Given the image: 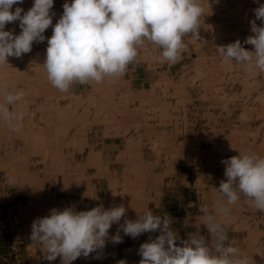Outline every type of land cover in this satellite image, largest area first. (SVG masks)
<instances>
[{"label": "crops", "instance_id": "0c3cea01", "mask_svg": "<svg viewBox=\"0 0 264 264\" xmlns=\"http://www.w3.org/2000/svg\"><path fill=\"white\" fill-rule=\"evenodd\" d=\"M65 2L54 0L50 10L53 25L63 14ZM67 2L71 3V0ZM199 2L204 9L199 27L203 32L198 30V40L191 39V34L184 38L187 47L176 63L162 61V49L145 41L138 49L136 60L128 66L123 76L105 78L99 84L90 82L91 96L77 102L75 106L89 109L90 117L83 118V126L121 124L124 133L114 136L120 139L118 148L123 145L125 150H117L116 153L114 145L104 156L111 157L115 153L120 160L131 157L132 161H125L118 170L106 165L102 166L101 171L96 170L101 173L103 181L107 180L103 188L112 190V196L108 198L84 194L82 198L64 201H40L36 198L38 191L31 189L29 196L34 195L35 198L30 200L29 208L24 209L21 217L25 247L18 262L62 264L61 257L53 261L45 259L39 245L30 239L33 221L50 215L52 209L62 211L71 208L80 212L101 205L105 210L120 205L126 209L120 222L114 223L109 229L105 246L88 257H78L71 264H119L122 260L125 264H140V245L150 242V238L156 239L160 235L159 230L143 233L136 238L120 230L121 243H114L111 237L117 234L125 219L136 221L139 215L148 210L162 218L169 217L170 227L178 236L177 246H183L182 241L187 240L190 233H199L211 246L212 237L205 226L203 213L191 216L189 209L183 210L181 215L173 214L172 210L168 212L167 208L173 206L174 202L168 196L175 194V191L186 194L192 175L195 190L203 192L202 205L209 206L211 211L217 201L224 199L218 191L221 181H227L224 175L226 165L222 161L238 156L241 152L264 157V72L248 69L246 65L233 61L224 62L216 51L219 46L237 40L245 50L254 51V46L244 42L254 35L250 22L255 21L257 26L262 24L256 19L254 10L264 5V0ZM33 3L34 0H23L22 4L14 5L12 11L19 6L26 12ZM14 23L6 24L5 29L20 28L19 24ZM45 37L39 44L47 45L48 36ZM99 94L101 99L96 100ZM95 109L98 110L96 114ZM99 109L102 110L100 114ZM147 143L152 148L153 160L143 163L141 147ZM89 169L93 170L92 167ZM115 172L125 175L124 184L119 176L111 178ZM114 178L118 179L117 185L111 183ZM185 196L190 204L188 196ZM242 206L249 207V213L244 214V217L239 213V207ZM228 207L229 215L217 216L218 220L235 223V228H238V222L249 223L246 226L249 227V234L245 236L244 232L231 231L228 242L234 241V246L251 258L252 264H264V212L251 207L245 197ZM8 221L12 222V217H8ZM15 228L13 225V233Z\"/></svg>", "mask_w": 264, "mask_h": 264}, {"label": "clouds", "instance_id": "9594fccd", "mask_svg": "<svg viewBox=\"0 0 264 264\" xmlns=\"http://www.w3.org/2000/svg\"><path fill=\"white\" fill-rule=\"evenodd\" d=\"M22 3L23 0H0V66L8 64L10 56L19 58L31 52L33 42H43V33L52 26L42 66L48 81L61 92L69 91L76 82L99 84L105 78L123 76L145 41L162 49V61L176 63L187 47L184 38L191 34V39H199L200 18L204 14L199 0H66L63 14L53 26L50 10L54 0H34L26 12L19 6L12 11L14 5ZM254 12L262 24L257 26L251 21L254 35L244 42L254 46V51L245 50L239 40L219 46L216 51L224 62L233 61L264 72V5ZM15 21H19V35L5 30L6 24ZM24 96L22 90L5 91L0 102V120L13 131L22 127L23 114L13 111L12 106ZM222 163L226 165L227 181H221L218 191L224 199L217 201L211 211L206 205L200 209L212 237L211 246L199 233H190L182 241L183 246H177L178 236L170 227L169 217L162 218L150 210L136 221L125 219L112 241L122 242L120 230L132 238L159 230L156 239L140 245V264H252L234 241L228 242L226 224L217 216H228V205L241 197L264 212V157L241 152ZM125 213L123 205L107 210L101 205L80 212L52 209L50 215L33 221L30 239L39 245L48 261L61 257L62 264H71L78 257H88L102 249L109 229Z\"/></svg>", "mask_w": 264, "mask_h": 264}, {"label": "rangeland", "instance_id": "374dc122", "mask_svg": "<svg viewBox=\"0 0 264 264\" xmlns=\"http://www.w3.org/2000/svg\"><path fill=\"white\" fill-rule=\"evenodd\" d=\"M17 22L15 21V23ZM15 23L13 25H17ZM5 30L8 31L9 29ZM13 30L15 35L21 32L20 28ZM46 30L43 35L50 38L49 35L52 36L53 34L52 26ZM46 48L47 45L43 43L38 44V46L34 45L31 52L22 55L26 60L25 62H20L19 59H16L17 57L10 56L8 58L12 57L14 60L7 61L8 64L0 66V102L3 101L5 91L14 93L22 90L25 92L22 100L12 106L13 111L23 114L22 127L18 131H13L3 120H0V166H4L3 169L0 167V216L2 217L0 223V264H21L18 260L21 259L22 248L25 247L21 217L24 209L29 208L30 200L35 198L34 195L29 196L31 189L38 191L36 198H39L40 201L43 199L46 201H64L70 198H82L84 194L107 198L112 196L111 188H103L102 185L107 184V180H102V175L96 171L95 166L92 167L93 170H87L88 173L81 171L71 174L69 171L65 173L54 172L53 170L45 172L43 168H46L47 161L58 163L57 161L61 160L66 162L67 166L71 165L69 162L71 161L72 164L78 162L84 166L85 163L93 160L94 165L96 163L103 164V166H112L117 170L125 164V161H132L130 160L131 157L124 158V161L123 159L120 160L115 153L114 156L112 153L111 157L104 156L114 145L115 152L125 150L123 145L118 148L120 139H116L114 136L124 133L123 126L121 124L83 126L80 118L90 117L89 109L86 110L82 106L75 108V106L77 102L91 96V84L90 82L87 84L76 82L71 85L67 92H61L53 87L42 66L45 61ZM28 66L29 72H27ZM23 71L24 73H22ZM39 72L43 77H40ZM18 76L22 77L18 79ZM95 99L100 100L101 95H97ZM42 106L46 107L43 113L40 109ZM101 111L99 109V114ZM96 113L98 110L95 109L94 114ZM106 134L112 135L106 136ZM145 145L141 147V159L143 163H149L153 160L152 148L148 143ZM45 153L46 156H43ZM112 176H119L122 184L126 181L123 173L115 172L111 178ZM190 176L191 184L189 189L185 191L186 194L182 195L175 191V194L168 196L172 197L174 201L173 204L172 202L168 203L173 205L167 208L168 212L172 210L173 214L181 215L183 210L189 209L191 216L202 214L200 209L204 206L201 202L203 192L195 190L193 177ZM219 178L220 174H218V180H220ZM10 181H14V183H10ZM117 181L118 179L114 178L111 183L117 185ZM185 195L191 201L190 204ZM207 207L210 209L209 206ZM248 208L246 206L239 207V213L244 217V214L249 213ZM8 217H12L13 221L6 222ZM224 224H226L228 236L231 231L234 232L235 230L239 233L244 232L246 236L247 230H249V227L246 228L249 223L245 221L236 223L238 228H235V223L224 222ZM13 225L16 227L14 233L12 231Z\"/></svg>", "mask_w": 264, "mask_h": 264}, {"label": "bare ground", "instance_id": "6f19581e", "mask_svg": "<svg viewBox=\"0 0 264 264\" xmlns=\"http://www.w3.org/2000/svg\"><path fill=\"white\" fill-rule=\"evenodd\" d=\"M245 10V9H244ZM214 11V10H213ZM231 14V13H230ZM227 15V14H226ZM223 16V15H222ZM212 19H214V18H212ZM222 21V20H221ZM223 22V21H222ZM19 23V21L16 23V24H18ZM206 24V23H205ZM223 25H224V23H223ZM222 25V26H223ZM229 25V24H228ZM211 27H213V26H211ZM226 27H228V26H226ZM6 28V27H5ZM9 28V27H8ZM202 29V28H201ZM204 29V28H203ZM200 30V29H199ZM213 30V29H212ZM201 32H203L202 30H200ZM202 34V33H201ZM242 34V33H241ZM16 35H19V33L18 34H16ZM51 36V35H50ZM191 36V35H190ZM233 39V38H232ZM222 42V41H221ZM206 43V42H205ZM219 43V42H218ZM38 44H39V42H33V45L32 46H34V45H37L38 46ZM195 46V45H194ZM196 48V47H195ZM216 48V47H215ZM200 52V51H199ZM210 52V51H209ZM215 53H213V55H214ZM44 55H45V53H44ZM44 55H42V56H44ZM182 56V55H181ZM16 59H19V61L20 62H25L26 60H24V58L21 56V57H19V58H16ZM31 59V58H30ZM30 59H29V61H30ZM12 60H14L12 57L11 58H8V60L7 61H12ZM35 61V60H34ZM37 61V60H36ZM28 63V62H27ZM141 64V63H140ZM139 64V65H140ZM154 64V63H153ZM174 64V63H173ZM199 65V64H198ZM170 66V65H169ZM151 67V66H150ZM223 67V66H222ZM233 69V68H232ZM219 70V69H218ZM229 70V69H228ZM231 71V70H230ZM27 72H29V66H28V70H27ZM22 73H24V71L22 72ZM206 73V72H205ZM164 74V73H163ZM39 75H40V72H39ZM221 75V74H220ZM42 75H40V77H41ZM22 76H18L17 78L18 79H20ZM43 77V76H42ZM16 78V79H17ZM45 79V78H44ZM17 81V80H16ZM11 82V81H10ZM122 82V81H121ZM180 82V81H179ZM178 82V83H179ZM51 85V84H50ZM42 87H43V85H42ZM169 88V87H168ZM162 89V88H161ZM60 91V90H59ZM255 91V90H254ZM54 92V91H53ZM163 92H165V91H163ZM167 93V92H166ZM166 95V94H165ZM264 95V94H263ZM110 96V95H109ZM58 101V100H57ZM53 104V103H52ZM164 106V105H163ZM55 107V106H54ZM46 107H44V106H42L40 109H42L41 110V112L43 113L45 110ZM69 109V108H68ZM164 109V108H163ZM40 111V110H39ZM51 114V113H50ZM38 116H40V115H38ZM125 116V115H124ZM242 117V116H241ZM80 118V117H79ZM240 118V117H239ZM81 120H83V118H80ZM79 121V120H78ZM166 121V120H165ZM57 122H58V118H57ZM55 123V122H54ZM59 124V123H58ZM72 124V123H71ZM95 126V125H94ZM105 126V125H104ZM119 126V125H118ZM108 127V126H107ZM115 127V126H114ZM233 127V126H232ZM235 127V126H234ZM108 129V128H107ZM113 129V128H112ZM115 129V128H114ZM113 133V132H112ZM86 134V133H85ZM256 134V133H255ZM253 135V134H252ZM229 136V135H228ZM261 136V135H260ZM254 141V140H253ZM252 141V142H253ZM208 145V144H207ZM242 145V144H241ZM25 147V146H24ZM82 149H83V147H82ZM237 153V152H236ZM76 154V153H75ZM93 154V153H92ZM26 155V154H25ZM91 155V154H90ZM43 156H46V153L43 155ZM82 156V155H81ZM87 156V155H86ZM30 157V156H29ZM85 157V156H84ZM88 157V156H87ZM94 157V156H93ZM12 158V157H11ZM50 159V158H49ZM82 159V158H81ZM57 160V159H56ZM76 161V160H75ZM18 162V161H17ZM58 163H56V161H47V166H46V168L44 167L43 168V170L46 172V171H51V170H53L54 172L55 171H58V172H65V173H68V171H69V173L71 172V174H75V173H78V172H83V171H86V170H88L89 168H91V167H93V166H95L96 168H97V170H99V169H102V166H103V164L102 165H100V164H98V163H96V165H94L93 164V160L91 161V162H89V163H85L84 164V166L83 165H81V164H79L78 162H76L75 164H72V162L71 161H69L70 163H71V165H69V166H67L65 163L66 162H63V161H57ZM81 162V161H80ZM17 164V163H16ZM19 164V163H18ZM7 166V165H6ZM0 167H2V169L4 168V166H0ZM9 168H10V165H9ZM15 171V170H14ZM53 172V173H54ZM11 173H12V171H11ZM57 174V173H56ZM64 174V173H63ZM55 175V174H54ZM12 177V176H11ZM13 178V177H12ZM75 178V180H77V178L76 177H74ZM74 180V179H73ZM103 191V190H102ZM114 204V203H113ZM108 207V206H107ZM235 211V210H234ZM263 223V222H262ZM198 226V225H197ZM194 231V230H193ZM262 234V233H261ZM252 254V253H251Z\"/></svg>", "mask_w": 264, "mask_h": 264}]
</instances>
